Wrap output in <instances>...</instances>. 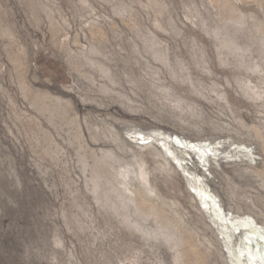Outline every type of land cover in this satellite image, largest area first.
Returning a JSON list of instances; mask_svg holds the SVG:
<instances>
[{
	"label": "rangeland",
	"instance_id": "rangeland-1",
	"mask_svg": "<svg viewBox=\"0 0 264 264\" xmlns=\"http://www.w3.org/2000/svg\"><path fill=\"white\" fill-rule=\"evenodd\" d=\"M262 237L264 0H0V264H261Z\"/></svg>",
	"mask_w": 264,
	"mask_h": 264
},
{
	"label": "bare ground",
	"instance_id": "bare-ground-1",
	"mask_svg": "<svg viewBox=\"0 0 264 264\" xmlns=\"http://www.w3.org/2000/svg\"><path fill=\"white\" fill-rule=\"evenodd\" d=\"M146 180V179H145ZM146 184V183H145ZM146 187V186H145ZM144 188V187H143ZM134 190V189H133ZM137 190V189H136ZM141 192V191H140ZM140 192H138V193H136L137 194V199H141L140 201H141V205H142V207H144L145 205H147L148 203H147V201H145V200H143V195H142V193H140ZM139 202V201H138ZM136 226V225H135ZM138 229H140V228H138ZM166 229V228H165ZM162 230V229H161ZM141 231V230H140ZM159 233H161V231H159ZM162 233H166V232H162ZM156 235V234H155ZM160 236V235H159ZM162 236V235H161ZM165 238V237H164ZM171 242H173V241H171ZM186 242H188L187 240H186ZM187 244V243H186ZM190 247H192V245L190 244ZM189 246H188V249H193V248H190ZM194 247V246H193ZM195 249V248H194ZM193 249V250H194Z\"/></svg>",
	"mask_w": 264,
	"mask_h": 264
},
{
	"label": "snow or ice",
	"instance_id": "snow-or-ice-1",
	"mask_svg": "<svg viewBox=\"0 0 264 264\" xmlns=\"http://www.w3.org/2000/svg\"><path fill=\"white\" fill-rule=\"evenodd\" d=\"M177 143H179V141H177ZM205 154L211 155V153H205ZM262 238H264V237H262ZM244 254H245L244 252H241V255H244ZM250 264H254V262H252L251 259H250ZM261 264H264V257L261 258Z\"/></svg>",
	"mask_w": 264,
	"mask_h": 264
}]
</instances>
